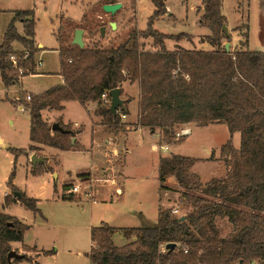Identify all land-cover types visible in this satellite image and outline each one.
<instances>
[{
  "label": "trees",
  "instance_id": "obj_1",
  "mask_svg": "<svg viewBox=\"0 0 264 264\" xmlns=\"http://www.w3.org/2000/svg\"><path fill=\"white\" fill-rule=\"evenodd\" d=\"M166 1L152 0L155 10L148 29L132 30L116 47L64 48L60 39L64 82L31 96L26 105L31 115L30 139L63 150L83 149L78 141L72 143L82 128L75 130L58 120L69 131L52 133L42 115L44 109H64L63 102L68 100L96 103V113L103 116L108 131L116 135L125 131L119 111L126 113V105L115 116L100 99L104 91L121 87L126 80L140 83L139 124L151 131L160 128L169 142L177 125L225 123L231 136L235 132L241 136L239 148L232 140L221 147V157L229 167L225 177L204 183L192 170L199 158L172 154L159 160V180L164 182L170 175L177 178L183 189L180 202L190 208L188 213L178 216L174 208L160 206L156 225L113 227L102 222L91 229L94 244L86 255L91 264H252L254 259L264 258V50L226 49L223 27L227 17L222 0H202L199 23L212 31L207 36L212 50L182 46L169 50L167 38L179 41L189 34H165L153 27L168 12ZM260 5L264 7V0ZM13 13L0 36V78L6 88L19 84L26 75L39 73L35 10L16 9ZM150 37L157 50L142 47L141 39ZM30 149H35L34 144ZM10 150L16 156L25 152L22 148ZM208 159H215V152ZM36 167L33 173L39 172ZM14 175L13 171L9 178L12 193L5 196L4 205L20 201L40 214L38 199L19 191ZM17 191L19 196L14 194ZM218 219H227L233 229L223 235ZM29 228L19 218L0 212V264L31 261L26 253L22 259L10 261L7 257L11 242L22 241ZM116 230L135 240L116 245L112 238ZM169 243L176 245L167 248Z\"/></svg>",
  "mask_w": 264,
  "mask_h": 264
},
{
  "label": "rangeland",
  "instance_id": "obj_2",
  "mask_svg": "<svg viewBox=\"0 0 264 264\" xmlns=\"http://www.w3.org/2000/svg\"><path fill=\"white\" fill-rule=\"evenodd\" d=\"M109 1L0 0V8L4 9L0 12L1 37H3L14 16L12 11H7L8 9L33 8L36 18V40L44 43V48L40 49L36 55L39 63L38 74L27 75L23 81V86L15 84L9 88L4 87L0 79V212L14 215L23 222L32 224L31 229L29 228L31 230L29 234L44 235L45 244L49 245L50 241L56 242V244H50L55 256H41L38 264H77L79 259L74 255L75 252L78 250L88 251L90 248L89 234L84 231L81 220L76 218L72 220L60 215V222L56 220V216L59 211L72 209L62 203L61 194L64 188H67L76 178L78 174L76 170L87 169L93 162L101 163L103 161L102 166H105V149L108 154H113L115 165H120L124 161V153L120 152L119 156H115L113 151L117 146L123 150L126 138L128 139V146L133 149L127 159L126 166L127 173L131 175V178L127 183L118 182L124 191L122 195L116 193L115 186H110L109 182L97 183V187L102 192L109 189L108 192L112 194L113 198H119L120 205L145 208L154 205V225H156L161 203L164 208H177L179 212L175 214L178 216H184L190 210L183 202H180L183 189L174 175L167 178V183L164 185L167 191L160 190L161 182L158 178V169L161 156L173 153L199 158L200 160L192 170L198 173L205 183L214 177H225L228 173L229 167L221 157V147L229 140H232L236 148L240 147V132L231 136L225 123L197 126L194 127L192 134H190L191 128L189 126L177 125L170 142L164 139L162 131V133L160 131L159 133H151L149 130H133L136 129L134 126L126 124V130L116 135L108 131L107 126H105V130L113 137L125 134L128 130L133 131L128 136L122 135L119 145L110 147L108 150V143L96 140L92 130L87 129L83 133L82 139L91 149L89 152H62L57 148L46 147L49 161L36 167L38 170L40 167H45V170L32 172L31 159L33 154L26 153L31 143V115L26 105L31 100V98L28 99L29 95L33 96L34 93L38 94L59 83L60 55L56 49L59 47L57 36H60L62 47L67 48L75 45L72 42L75 31L77 28H82L86 42L84 47H116L127 39L132 30H147L149 27V19L155 10L152 0H121L123 6L115 13L104 10V4ZM166 4L168 12L172 15L167 12L168 14L159 17L154 21L153 27L165 34H179L181 32L190 34L179 41L167 38L166 44L169 49H173L174 44L177 43L186 48L200 50L212 48V45L207 41V36H209L207 34H211L212 31L199 24L198 12H196L198 11L196 6L201 4V0H167ZM200 7L198 6L197 9ZM222 12L227 17L226 25L229 33H225L224 45L230 42L231 50L239 48L264 50V7H261L260 0H223ZM114 21L118 23L117 27L112 25L111 22ZM19 28L23 31L21 25ZM192 35L199 38L195 42L187 40L192 39ZM140 42L145 49L154 48L152 37L141 39ZM131 111L134 119L135 110ZM84 112L85 110L79 107L78 103L69 102L63 114L74 121L77 118H82ZM51 114H59V112L51 109L44 111L46 119L44 116L43 118L50 127L53 122L58 120H61L64 125H68L63 122L61 117L56 120H48ZM69 125L73 128L72 124ZM184 130L190 131L186 134L183 133ZM186 136L188 137L186 138ZM183 139L185 140L180 142ZM168 143L172 144L169 145ZM153 144H156L158 149L153 150ZM166 144H168V150L160 148L161 145ZM92 145L94 149H92ZM12 147L24 148L25 152L16 156L10 150ZM213 152H215V157H218L212 160L208 159ZM36 154L46 156L41 150H37ZM47 165L54 167V172L52 169H47ZM99 167L101 166L99 165ZM13 171L15 172L13 183L19 191L39 199L40 214H35L21 203L4 206L5 196L10 190L12 191L9 178ZM57 174L59 175L58 178L56 177ZM99 178H106V174ZM40 222L45 227H39ZM218 224L222 228L223 235L233 229V225L227 219H218ZM115 240L121 244L129 241L123 232L117 233ZM11 249L14 248L11 246ZM67 249H71L73 252L68 253ZM15 250L21 252L18 249ZM21 253H26L31 258V261L24 260L21 264H31L39 256L36 248L26 245ZM81 261L84 262L85 259H81Z\"/></svg>",
  "mask_w": 264,
  "mask_h": 264
},
{
  "label": "crops",
  "instance_id": "obj_3",
  "mask_svg": "<svg viewBox=\"0 0 264 264\" xmlns=\"http://www.w3.org/2000/svg\"><path fill=\"white\" fill-rule=\"evenodd\" d=\"M116 2H120L122 4V6H123V2L121 0H117ZM222 2H223V0H222ZM198 6H201L200 9H197ZM27 9H33V8H27ZM3 10L4 9L0 8V12L3 11ZM5 10H7V9H5ZM14 10H16V9L11 8V9H8L7 11H12V13H13ZM196 10H198L196 12H198L197 15L200 18V16L203 13L202 0H201V4L196 6ZM169 15H172V14L169 13ZM19 25L22 26V24L20 22L18 23V27H19ZM117 26H118V23L116 22V27ZM201 26H204V25H201ZM205 27H207V26H205ZM207 28H209V27H207ZM19 31L23 32V31L20 30V28H19ZM35 33H36V27H35ZM207 35H210V34H207ZM204 36H206V35H204ZM83 38H84V41H85L84 34H83ZM198 38L199 37L196 38V37L193 36L192 39H187V40L195 42V40L198 39ZM35 40H36V34H35ZM57 40L59 42V47H57L56 49L59 52V49H60V36L59 35L57 36ZM166 40H165V45H166V48L169 49L167 47ZM36 43H37V46L40 49L44 48V43L42 41H37L36 40ZM85 44H86V42H85ZM178 46H182V45H180L178 43L174 44L173 49H169V50H175ZM182 47H184V46H182ZM184 48H186V47H184ZM157 49H158V47L155 46V44H154V48L153 49H146V50H157ZM188 49H194V48H188ZM212 49H213V47L211 49H208V50H212ZM59 55H60V52H59ZM42 65H44V63ZM60 71H61V64H60ZM29 75H34V74H29ZM26 76H24L22 78V80L19 83V85L23 86V83H24L23 81H24ZM58 78H59V83H57L56 85L61 84V83L64 82L63 76L60 74V72H59ZM120 88H121V91L123 90L121 92V98L124 100V104L127 107V111H126L127 117L126 118H122V122H124L127 125L134 126L136 129H133V130H147V131L149 130L151 133H156V132L159 133V131H160V133H162L161 132L162 130L160 128H155L154 131H151L149 127H146V126H143V125L139 124V115H140L139 101H140V96H141V89H140L139 81L135 80L134 82H131L130 80H126V81H124L122 83V86ZM47 89H45V90H47ZM22 92H25V91H22ZM26 92H28V91H26ZM28 93H32V92H28ZM39 93H41V92H39ZM122 93H123V95H122ZM34 94H37V93H34ZM126 100H129V101L126 102ZM69 102H76V103H78L79 107H81V108H83L85 110L84 114L83 115L81 114L82 118H77V119H75L73 121L71 118L65 117V115L63 114V111L65 110V108L67 107V103H69ZM63 105H64V109H62V110L51 109L53 111L55 110L56 112H59V114H51V116H49L48 120H51V119L56 120V119L61 117L65 124H72L74 129L78 130V129L82 128L83 130L81 132H78L77 135L75 136V138H76L75 141H78V143L83 147V149H81V150H79V149H71V150L59 149L62 152H74V153H86V152H89V150H91V149L89 148V146H87V144L82 139V135H83V133L86 132L87 129H91L92 130V134L94 135V138L96 140H98L100 142L101 141L102 142L106 141V144L108 143L107 144L108 145V150H109L110 147H115V146L119 145V140H120L122 135L128 136L133 131V130H128V132L125 133V134H122V135H119V136H115L114 135L115 137L111 136V134L105 130V126L106 125L103 124V116L102 115H98L96 113L97 106L95 107L96 103H94V102H87L85 104H82L78 100H68V101H64ZM133 109L135 110L134 119L132 117V111H131ZM46 110L47 109H44L42 111V115L43 116H44V111H46ZM60 112H62V113H60ZM44 118H45V116H44ZM180 125L189 126L191 128V133L190 134H192L194 127L199 126V125H197L195 123H183V124H180ZM51 129H52V126H51ZM52 133H53V130H52ZM188 136H186V138ZM127 140L128 139L126 138V142H125V145H124L125 148H123V146H122L123 150L119 149L118 146L115 147V150H117L119 152V154H120V152L124 153V161H123L122 164H120V165L116 164L115 165V163H114L115 160L113 161V158H114L113 154L112 153L108 154L106 152V149H105V154H106L105 166H102L103 161H101V163H98V162L94 163L93 162L89 167H87V169L80 168V169L76 170L78 172V174H77L76 178L73 179L72 183L76 182L77 179H80L82 184L91 185L92 186V192H93L92 196H89V195H77V196H74V197H71V198H67V197L63 196V192L61 194L62 197H63L62 198V201H63L62 203H64L65 205H68L72 209L70 208L71 210H69V211H65V210L59 211L58 215L56 216V220L61 222V219L59 218L60 215H62V217L63 216L64 217H69L72 220L75 219V218L79 219L82 222V226L84 228V231L89 234L90 248L88 249V251L78 250L74 254L79 259L77 264H91V261H90L89 257L86 255V253L90 251V249L92 248V246L94 244L93 241H92V238H91V229H92V227L98 226V225L102 224V222H107L109 225H111L113 227H139V226H146V225H153L154 224V205H151L150 208L149 207L145 208V207H142V206L130 207L128 205H120L119 204V201H120L119 198L118 197L113 198L112 194L108 192L109 189H107L106 192L105 191L102 192V190H100V188L97 187V185H98L97 183L101 184V183H108L109 182L110 186H115V192L116 193L121 194V195L124 193L122 187L120 185H118V182L127 183L129 181V179L131 178V175L127 173V167L126 166H127V159H128V157L131 155V153L133 151V149L128 146V141ZM32 144H34L35 149H30V146ZM168 144L171 145L172 143H168ZM168 144H166L164 146L161 145V146H162V148L164 150H168L169 149ZM46 147H51V146L40 144V143H34V142L31 141V143L29 145V148H27L28 152H26V153L29 154V155H32V154H36L37 150L44 151V154L46 156H38L37 154L36 155L38 157H44V161L39 162V163H45V162L48 163L49 158H48V155L46 154ZM14 148H17V147H14ZM53 148H55V147H53ZM92 149H94L93 145H92ZM152 149L156 150V149H154V144L152 145ZM172 154H167V155H164V156H161V157L170 156ZM217 157L218 156H216L215 159ZM110 160H112V161L110 162ZM39 163H37L36 165H33V164L32 165H33V167H35V166L39 165ZM99 165L101 167H99ZM47 169H52L53 172L55 170L54 167H52L50 165L49 166L47 165ZM40 170L44 171L45 167H40L38 171H40ZM104 174H106V178H108V180H103V179H106V178H99V177H103ZM80 175H87V178L83 179L82 177H80ZM56 177L58 178L59 175L57 174ZM167 178H166V180L164 182H161L159 180L161 182L160 190H163L165 192L167 191V189L166 188L165 189L162 188V186H164L167 183ZM72 183H70V184H72ZM160 190H159V193H160ZM10 193H12L11 190H10V192L8 194H10ZM109 194H111V195H109ZM83 197H84V200H82ZM55 200H57V199H55ZM57 201H59V200H57ZM13 203H21V202L20 201H16V202H13ZM9 205H7V206H9ZM38 205H39V199H38ZM4 206L7 207L6 205H4ZM161 206H163L162 203H161ZM65 209H67V208H65ZM1 213H5V212H1ZM6 214H8V213H6ZM9 215H11V214H9ZM12 216H14V215H12ZM157 220H158V216H157ZM28 225H30V229L33 226L32 224H28ZM39 225H40L39 227H41V226L45 227L41 222H40ZM30 229H28L24 233V238H23L22 241H12L11 242L12 248H14V250L18 249L21 252L24 251V246L25 245L36 248L37 249V253H38L39 256H38V258L35 261H33V263L30 262L31 264H38L40 262L41 256H48V257L55 256L54 253L50 254V255H45L43 252L45 250H51L52 248H50V246H52V245H50V244H56V242L55 241L54 242L50 241L51 243L49 245H47V244L44 243V235H33V234L30 235L29 234L30 231H31ZM120 232L122 233V231L116 230L115 233L112 236V238L114 240V243L116 245L123 246V245L129 243L130 241L135 240V236H133L132 239L129 240L128 242H126V243L124 242V243L121 244V243L117 242L115 240V235L117 233H120ZM43 233H46V232H43ZM50 240H52V239H50ZM67 250L69 251L68 253H72L73 252L71 249H67ZM81 259H85V261L83 262V261H81ZM86 260H87V262H86Z\"/></svg>",
  "mask_w": 264,
  "mask_h": 264
},
{
  "label": "water",
  "instance_id": "obj_4",
  "mask_svg": "<svg viewBox=\"0 0 264 264\" xmlns=\"http://www.w3.org/2000/svg\"><path fill=\"white\" fill-rule=\"evenodd\" d=\"M121 7H122V4L120 2H114V3L110 2V3L104 4V10H106L107 12H111V13H115ZM112 25L114 27H116V22H112ZM223 29L227 34H229L228 33V27L226 24L224 25ZM83 34H84V30L82 28H77L75 31V34H74L73 41H72L73 44L78 45L80 48H84V46H85ZM230 45H231L230 42H227L225 44V47L227 50H230ZM121 92L122 91H121L120 87L114 88L110 91V95H111L110 109L115 116L118 113V108L122 107L124 105V100L121 98ZM52 130L53 131L59 130L61 132H68L69 131L67 129H64L58 122H54L52 124ZM75 139H76L75 137L72 138V143L75 142ZM31 160H32V164L36 165L37 163L44 161V157H38L36 154H33ZM14 194L19 196L20 192L17 191ZM175 245H176L175 243H169L167 245V248H170V247L173 248V247H175ZM23 256H24L23 253H20L16 250L12 249L9 251L7 257H8V260L11 261L13 259H22Z\"/></svg>",
  "mask_w": 264,
  "mask_h": 264
},
{
  "label": "built area",
  "instance_id": "obj_5",
  "mask_svg": "<svg viewBox=\"0 0 264 264\" xmlns=\"http://www.w3.org/2000/svg\"><path fill=\"white\" fill-rule=\"evenodd\" d=\"M12 59H14V56H12ZM42 63V62H41ZM31 96H28V99H30ZM101 102L104 105H111V95L110 91H104L101 95ZM119 114L122 118H126L127 114L125 112L119 111ZM190 130H184L183 133H189ZM182 135V134H181ZM162 148V146H160ZM154 149H158V146L154 144ZM115 156H119V152L117 150L113 151ZM103 180H108V178L103 179ZM92 186L89 184H82L81 180L79 179L77 182H74L70 184L67 188H64L63 190V196L67 198L74 197L76 195H89L92 196ZM179 210L176 208L174 209V213H178ZM187 251V250H186ZM252 264H264V258H257L252 261Z\"/></svg>",
  "mask_w": 264,
  "mask_h": 264
}]
</instances>
